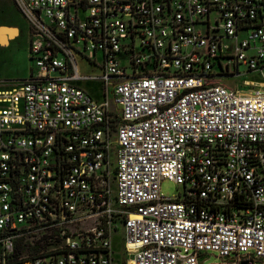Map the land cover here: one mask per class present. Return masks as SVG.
I'll return each instance as SVG.
<instances>
[{"label": "built area", "instance_id": "1", "mask_svg": "<svg viewBox=\"0 0 264 264\" xmlns=\"http://www.w3.org/2000/svg\"><path fill=\"white\" fill-rule=\"evenodd\" d=\"M11 3L0 264H114L116 233L123 264H264V83L218 80L263 76L264 0Z\"/></svg>", "mask_w": 264, "mask_h": 264}, {"label": "rangeland", "instance_id": "2", "mask_svg": "<svg viewBox=\"0 0 264 264\" xmlns=\"http://www.w3.org/2000/svg\"><path fill=\"white\" fill-rule=\"evenodd\" d=\"M18 28V38L9 42L8 46L0 45V88L11 86L28 77L31 69V61L28 57V32L27 26L21 16L13 8L11 0H0V27ZM77 72L81 76H97L98 71L83 61H76ZM223 83L233 87L234 85H242L244 82L249 84L264 83V74H249L241 78H222L218 79ZM79 86L90 93L94 98L99 96V85L97 80H85L80 82ZM160 192L164 197H172L180 188L172 182L164 180L160 183ZM110 247L113 250V263L121 264L123 256L121 255L120 234L116 233L110 239Z\"/></svg>", "mask_w": 264, "mask_h": 264}, {"label": "crops", "instance_id": "3", "mask_svg": "<svg viewBox=\"0 0 264 264\" xmlns=\"http://www.w3.org/2000/svg\"><path fill=\"white\" fill-rule=\"evenodd\" d=\"M4 27H6V29L7 28H13V27H8V26H4ZM1 29V28H0ZM8 31L10 32H8V34H7V36H5V38H6V42L5 43H2V42H0V45H3V46H8L9 45V42L10 41H12V40H14V39H16V38H18V36H19V30H18V28H14V30H9L8 29ZM16 31V32H15ZM8 38V39H7Z\"/></svg>", "mask_w": 264, "mask_h": 264}, {"label": "bare ground", "instance_id": "4", "mask_svg": "<svg viewBox=\"0 0 264 264\" xmlns=\"http://www.w3.org/2000/svg\"><path fill=\"white\" fill-rule=\"evenodd\" d=\"M8 29H6V28H1L0 29V42H2V43H5L6 42V38H5V36H7V34H8ZM11 32V31H10ZM9 32V33H10ZM16 32V31H15ZM8 39V38H7ZM249 83L250 82H248L247 84L249 85Z\"/></svg>", "mask_w": 264, "mask_h": 264}, {"label": "water", "instance_id": "5", "mask_svg": "<svg viewBox=\"0 0 264 264\" xmlns=\"http://www.w3.org/2000/svg\"><path fill=\"white\" fill-rule=\"evenodd\" d=\"M0 28H6V27H0ZM9 30H14V28H7ZM244 264V263H243Z\"/></svg>", "mask_w": 264, "mask_h": 264}, {"label": "trees", "instance_id": "6", "mask_svg": "<svg viewBox=\"0 0 264 264\" xmlns=\"http://www.w3.org/2000/svg\"><path fill=\"white\" fill-rule=\"evenodd\" d=\"M12 4V3H11ZM13 6V5H12ZM14 8V7H13ZM15 9V8H14ZM86 91V90H85ZM121 264H123V261L121 262Z\"/></svg>", "mask_w": 264, "mask_h": 264}]
</instances>
